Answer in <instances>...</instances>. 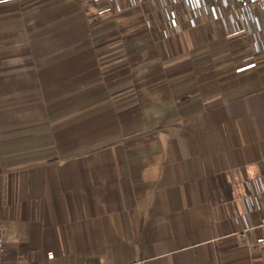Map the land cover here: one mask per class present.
Instances as JSON below:
<instances>
[{
    "label": "crops",
    "instance_id": "1",
    "mask_svg": "<svg viewBox=\"0 0 264 264\" xmlns=\"http://www.w3.org/2000/svg\"><path fill=\"white\" fill-rule=\"evenodd\" d=\"M214 6L140 32L136 10L0 0L9 264H263L234 219L264 176V33L230 44L255 22Z\"/></svg>",
    "mask_w": 264,
    "mask_h": 264
},
{
    "label": "built area",
    "instance_id": "2",
    "mask_svg": "<svg viewBox=\"0 0 264 264\" xmlns=\"http://www.w3.org/2000/svg\"><path fill=\"white\" fill-rule=\"evenodd\" d=\"M101 13H119L125 9L136 10L143 15V24L140 32L150 31L155 28L154 20H159V15L163 19L171 20L177 25V20H184L186 28L195 27L193 20L202 14H206L208 20H216L218 14L214 3L226 8L229 13L243 17L248 15L255 22L254 31L242 29L238 33L229 37L228 42L244 43L251 39L254 33H264V0H92ZM159 2V5L154 4ZM234 2H237L235 5ZM246 50L254 55H264V39L259 43H252ZM246 215L241 221L234 219V235L243 243L245 247L241 249L243 253L257 256L264 264V236L257 235L256 232L264 228V176L253 180L250 184V191L243 200ZM255 215V223L250 224L247 215ZM256 245L259 251L253 252L252 246ZM21 251L18 242L9 241L5 237V229L0 226V264H9L8 259L13 253ZM25 257L29 254L26 252Z\"/></svg>",
    "mask_w": 264,
    "mask_h": 264
},
{
    "label": "rangeland",
    "instance_id": "3",
    "mask_svg": "<svg viewBox=\"0 0 264 264\" xmlns=\"http://www.w3.org/2000/svg\"><path fill=\"white\" fill-rule=\"evenodd\" d=\"M141 29V27L139 28V30Z\"/></svg>",
    "mask_w": 264,
    "mask_h": 264
}]
</instances>
